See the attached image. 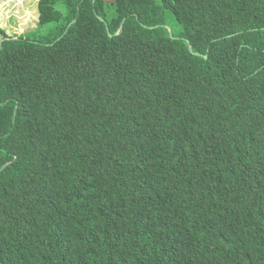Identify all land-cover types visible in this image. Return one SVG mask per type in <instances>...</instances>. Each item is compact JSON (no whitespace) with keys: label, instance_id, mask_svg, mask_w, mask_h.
I'll list each match as a JSON object with an SVG mask.
<instances>
[{"label":"trees","instance_id":"16d2710c","mask_svg":"<svg viewBox=\"0 0 264 264\" xmlns=\"http://www.w3.org/2000/svg\"><path fill=\"white\" fill-rule=\"evenodd\" d=\"M38 8L0 28V264H264V0Z\"/></svg>","mask_w":264,"mask_h":264},{"label":"rangeland","instance_id":"374dc122","mask_svg":"<svg viewBox=\"0 0 264 264\" xmlns=\"http://www.w3.org/2000/svg\"><path fill=\"white\" fill-rule=\"evenodd\" d=\"M38 2L39 0H0V28L10 36L22 33L29 35L33 30L36 32L39 18ZM168 24L175 33L181 30L174 17H171ZM1 41L0 33V43Z\"/></svg>","mask_w":264,"mask_h":264},{"label":"water","instance_id":"95a60500","mask_svg":"<svg viewBox=\"0 0 264 264\" xmlns=\"http://www.w3.org/2000/svg\"><path fill=\"white\" fill-rule=\"evenodd\" d=\"M170 31H171V30H170ZM171 33H172V31H171ZM5 166H6V165H5ZM5 166H4V167H5ZM4 167H3V168H4Z\"/></svg>","mask_w":264,"mask_h":264}]
</instances>
